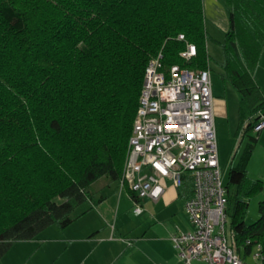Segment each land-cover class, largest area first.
I'll return each mask as SVG.
<instances>
[{"label": "trees", "instance_id": "1", "mask_svg": "<svg viewBox=\"0 0 264 264\" xmlns=\"http://www.w3.org/2000/svg\"><path fill=\"white\" fill-rule=\"evenodd\" d=\"M222 2L229 26L216 64L239 94L237 133L248 136L225 185L231 243L264 252V199L245 222V198L264 186L247 169L261 132L249 131L264 115L255 75L264 0ZM205 19L204 0H0V260L15 241L69 225L121 179L148 62L162 52L164 68H210ZM190 195L187 181L179 197Z\"/></svg>", "mask_w": 264, "mask_h": 264}, {"label": "built area", "instance_id": "2", "mask_svg": "<svg viewBox=\"0 0 264 264\" xmlns=\"http://www.w3.org/2000/svg\"><path fill=\"white\" fill-rule=\"evenodd\" d=\"M195 52V46L187 43L180 55L188 60ZM263 129L264 115L253 127L256 132ZM165 181L177 189L190 181L192 187V195L184 200L191 229L170 237L181 264H264L261 243L246 240L248 251L231 243L210 68L195 70L179 64L164 68L159 52L144 71L119 182L133 192V211L139 214L140 201L158 199Z\"/></svg>", "mask_w": 264, "mask_h": 264}, {"label": "crops", "instance_id": "3", "mask_svg": "<svg viewBox=\"0 0 264 264\" xmlns=\"http://www.w3.org/2000/svg\"><path fill=\"white\" fill-rule=\"evenodd\" d=\"M204 12L205 18L208 15L219 28L227 31V9L222 0H204ZM228 87L223 94L212 90L215 119L228 118L232 113ZM164 185L165 190L158 199L140 201L142 212L139 214L145 218L139 226L132 228L122 220L121 204L125 201L122 192H128L116 181L98 193L102 196L100 201L91 204L66 227L51 225L33 239L15 241L0 264H181L170 239L175 232L170 221L175 222L176 228L179 226L171 210L177 202L184 203L186 197H179V189L168 181ZM185 217L187 223L178 227L179 231L191 229L186 213Z\"/></svg>", "mask_w": 264, "mask_h": 264}, {"label": "rangeland", "instance_id": "4", "mask_svg": "<svg viewBox=\"0 0 264 264\" xmlns=\"http://www.w3.org/2000/svg\"><path fill=\"white\" fill-rule=\"evenodd\" d=\"M205 24L208 32L207 48L211 56L209 67L211 71L212 90L214 93L218 91L217 93L223 94L225 88L229 86L227 94L230 98V103H232V113L228 118L220 117L215 119V128L219 152V166L222 172L224 183L226 184L228 182L229 168L233 161L232 156L238 149L239 145L243 146L247 142L248 136H244L242 139L241 132L235 134L237 130L236 107L238 105L237 103L239 102V96L237 91L233 87H231L228 82L222 79L220 75L221 70L216 64V60L223 59V51L220 42L224 39L225 30H223V28H219L216 23L213 22V19H211L208 15L206 16ZM258 65V71L256 74L258 78L257 80L260 83V86L262 87V91L264 92V50L262 51ZM249 134L255 136L257 133L256 131L251 129L249 131ZM241 139L242 141L240 143ZM247 169L248 175L252 179L251 181H254L255 179L259 178L263 179L264 181V129L260 132L258 141L252 150L251 156L248 160ZM102 180L104 179H100L99 181H97L94 187H98L103 182ZM102 191H106V188ZM122 194L124 195L125 199V201H123L121 204L122 220L125 221L127 225L132 226V228L139 226L142 222H144L145 215L135 213L133 211L135 207L134 200L125 191L122 192ZM98 197L99 194H97L95 199H98ZM245 199L248 202L245 222L251 224L255 222L260 216L258 205L259 202L264 199V186L255 195ZM83 207H86V205H83ZM184 212L185 210L183 201L177 202L171 210V213L177 216L175 218V221L178 223V227H184L187 223V219L185 217ZM167 222H169V220ZM170 224L175 230V232L179 231L180 228H182H176L174 221H170ZM229 224L230 220H228L227 224L228 229L230 227ZM249 260H251V258H249Z\"/></svg>", "mask_w": 264, "mask_h": 264}, {"label": "snow or ice", "instance_id": "5", "mask_svg": "<svg viewBox=\"0 0 264 264\" xmlns=\"http://www.w3.org/2000/svg\"><path fill=\"white\" fill-rule=\"evenodd\" d=\"M170 127H173V128H174V127H175V125H172V126H170Z\"/></svg>", "mask_w": 264, "mask_h": 264}]
</instances>
